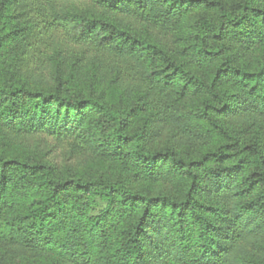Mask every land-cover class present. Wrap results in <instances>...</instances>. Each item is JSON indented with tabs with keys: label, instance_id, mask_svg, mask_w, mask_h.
Instances as JSON below:
<instances>
[{
	"label": "trees",
	"instance_id": "1",
	"mask_svg": "<svg viewBox=\"0 0 264 264\" xmlns=\"http://www.w3.org/2000/svg\"><path fill=\"white\" fill-rule=\"evenodd\" d=\"M0 264H264V0H0Z\"/></svg>",
	"mask_w": 264,
	"mask_h": 264
},
{
	"label": "rangeland",
	"instance_id": "2",
	"mask_svg": "<svg viewBox=\"0 0 264 264\" xmlns=\"http://www.w3.org/2000/svg\"><path fill=\"white\" fill-rule=\"evenodd\" d=\"M41 49L43 50L44 48L41 47ZM27 59L28 61L25 67L28 69L37 70L44 66V69L51 71V68L49 69L45 65L46 63L43 55H41V50H37L34 55H30ZM26 142L31 145V149L39 152L40 157L51 161H58L61 167L70 166L80 172H89L98 165L93 157L81 151L77 143L71 140L61 141L38 137L33 139L28 138Z\"/></svg>",
	"mask_w": 264,
	"mask_h": 264
}]
</instances>
